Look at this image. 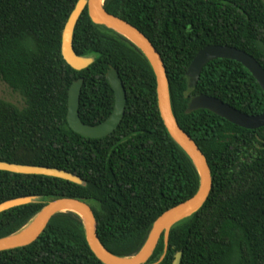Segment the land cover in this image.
Returning a JSON list of instances; mask_svg holds the SVG:
<instances>
[{
  "label": "trees",
  "instance_id": "16d2710c",
  "mask_svg": "<svg viewBox=\"0 0 264 264\" xmlns=\"http://www.w3.org/2000/svg\"><path fill=\"white\" fill-rule=\"evenodd\" d=\"M78 0H0V83L19 98L0 99V162L67 171L82 184L0 171V204L37 201L0 213V238L22 229L57 198L87 202L97 236L114 256L136 255L156 219L190 199L199 175L160 117L154 73L123 36L94 24L85 9L73 50L93 58L75 71L61 55L64 26ZM105 10L142 32L161 56L172 112L205 156L212 188L203 206L163 235L146 264H264V127L246 130L207 110L187 112L206 95L246 115L264 111V93L241 64L217 59L188 88L186 71L198 51L229 46L264 70L263 0H105ZM112 67L126 93L124 117L107 137L90 139L67 124L71 84L83 79L78 114L87 126L114 107L106 74ZM0 264H102L91 252L81 219L53 216L32 244L0 251Z\"/></svg>",
  "mask_w": 264,
  "mask_h": 264
},
{
  "label": "water",
  "instance_id": "95a60500",
  "mask_svg": "<svg viewBox=\"0 0 264 264\" xmlns=\"http://www.w3.org/2000/svg\"><path fill=\"white\" fill-rule=\"evenodd\" d=\"M100 0H78L64 26L61 39V55L68 66L75 71L87 69L93 58L77 56L73 50L74 29L82 12L87 9L90 20L98 25L112 30L131 42L144 55L149 63L156 81L157 106L162 122L172 140L182 149L194 165L199 175V187L194 196L187 201L167 210L153 223L146 240L136 255L121 258L109 253L97 236V222L90 205L82 200L73 198H57L44 205L39 213L33 217L22 229L16 233L0 238V251L12 250L32 244L42 234L50 219L59 213L70 212L76 214L82 221L86 243L94 256L102 264H146L152 256L159 239L163 235L164 253L167 251L168 238L171 228L196 213L206 202L212 188L211 172L207 160L192 138L178 125L172 112L169 82L160 54L149 39L133 25L109 14ZM264 2V0H263ZM217 59H226L241 64L253 76L264 93V70L260 64L245 52L229 46L209 45L197 52L191 61L186 77L188 88L197 86L203 68ZM107 81L114 93V107L109 117L96 126H87L79 118L78 107L83 79L74 81L68 91L67 124L76 134L90 139L104 138L112 134L120 125L126 108V93L116 70L109 67L106 74ZM207 110L227 122L246 130H256L264 127V111L260 115H246L221 100L206 95L194 96L190 99L187 112ZM0 171L22 175L48 176L66 180L75 184L82 181L75 175L53 168L24 166L0 162ZM35 198H17L0 204V213L9 209L35 202ZM36 220L35 225L28 232L24 228ZM181 253H177L172 264L181 263Z\"/></svg>",
  "mask_w": 264,
  "mask_h": 264
},
{
  "label": "rangeland",
  "instance_id": "374dc122",
  "mask_svg": "<svg viewBox=\"0 0 264 264\" xmlns=\"http://www.w3.org/2000/svg\"><path fill=\"white\" fill-rule=\"evenodd\" d=\"M0 99L17 103L19 98L16 94H13L4 84L0 83Z\"/></svg>",
  "mask_w": 264,
  "mask_h": 264
},
{
  "label": "bare ground",
  "instance_id": "6f19581e",
  "mask_svg": "<svg viewBox=\"0 0 264 264\" xmlns=\"http://www.w3.org/2000/svg\"><path fill=\"white\" fill-rule=\"evenodd\" d=\"M100 2H103V0H100ZM35 223H36V220L33 221L30 225H28L26 228H24L22 232L24 233V232H28L29 230H31L33 226L35 225Z\"/></svg>",
  "mask_w": 264,
  "mask_h": 264
}]
</instances>
